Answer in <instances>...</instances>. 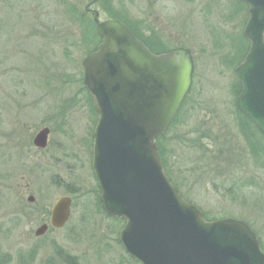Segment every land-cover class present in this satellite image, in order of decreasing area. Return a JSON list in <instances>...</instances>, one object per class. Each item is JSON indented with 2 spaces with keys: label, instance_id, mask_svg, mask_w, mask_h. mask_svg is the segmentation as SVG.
Instances as JSON below:
<instances>
[{
  "label": "rangeland",
  "instance_id": "374dc122",
  "mask_svg": "<svg viewBox=\"0 0 264 264\" xmlns=\"http://www.w3.org/2000/svg\"><path fill=\"white\" fill-rule=\"evenodd\" d=\"M109 12L153 53L190 49L191 87L162 134L168 170L206 220L243 221L264 252V137L251 136L236 110L245 5L0 0V263L137 264L119 242L124 221L101 208L92 169L97 116L82 60L96 42L95 13L102 21L113 19ZM45 127L47 146L38 151L32 142ZM61 197L71 199L68 221L38 239L34 231Z\"/></svg>",
  "mask_w": 264,
  "mask_h": 264
},
{
  "label": "water",
  "instance_id": "95a60500",
  "mask_svg": "<svg viewBox=\"0 0 264 264\" xmlns=\"http://www.w3.org/2000/svg\"><path fill=\"white\" fill-rule=\"evenodd\" d=\"M241 1L247 6L243 36L249 49L235 69L241 82L236 105L264 135V0ZM94 22L101 42L82 62L98 116L92 168L102 210L125 222L119 239L126 252L140 264H264V252L246 223L206 221L163 169L155 139L190 90V49L154 55L121 21H99L95 13ZM48 135V128L41 129L34 146L46 148ZM70 206L68 197L55 202L51 227L66 224ZM47 229L43 224L35 235Z\"/></svg>",
  "mask_w": 264,
  "mask_h": 264
},
{
  "label": "trees",
  "instance_id": "16d2710c",
  "mask_svg": "<svg viewBox=\"0 0 264 264\" xmlns=\"http://www.w3.org/2000/svg\"><path fill=\"white\" fill-rule=\"evenodd\" d=\"M238 3H240V5H242V6H244L239 0H238ZM108 17H109V18H113V19H119V20H121L125 25H127V26L132 30V32L135 34V36H136L138 39H140V40L142 39L141 36L137 34V32L135 31L134 27L131 26V25H129V24H127L126 21H125L123 18L118 17V15L113 14V13H111V12H109V16H108ZM93 30H94V35H93V37H94V40H95L96 42H95V44H93V46L90 48V52L94 51V50L96 49L97 44L100 42V38H99V37L97 36V34H96L95 27H94ZM241 39H242V41L244 42V44L246 45L247 42H246L243 38H241ZM145 45H146V44H145ZM147 47H148V46H147ZM148 48H149V47H148ZM247 49H248V46H246V48H245V53H244V55L246 54ZM167 51H168V50H166L165 52H167ZM90 52H88V53H90ZM155 54H156V53H155ZM244 55L241 57V59L244 58ZM237 84H238V90H237L236 94H239L240 89H241V84H240V82H239L238 80H237ZM89 97H90V96H89ZM186 100H187V99H186ZM236 110H237V114L240 116V120L243 121L244 125L248 128V132L250 133V135L253 136V133H254V134H256V133L259 134L257 128L255 127V125H254V124H253L248 118H246V117H245V116H244V115L238 110L237 107H236ZM250 127H251L252 129H251ZM163 136H164V135H160V136L157 138V140H156L157 145H158V149H159V153H160V156H161V159H162L163 167H164L165 171L167 172V174H168V176H169L171 182L173 183V185H174L177 189H179V187L175 184V182H174L173 179L171 178L170 172H169V170H168V165L166 164V161H165L166 150H165V144H164V142H163ZM214 220H215V219H214Z\"/></svg>",
  "mask_w": 264,
  "mask_h": 264
},
{
  "label": "flooded vegetation",
  "instance_id": "af4514ba",
  "mask_svg": "<svg viewBox=\"0 0 264 264\" xmlns=\"http://www.w3.org/2000/svg\"><path fill=\"white\" fill-rule=\"evenodd\" d=\"M36 134H37V133H36ZM36 134H35V135H36ZM34 137H35V136H34ZM33 140H34V139H33ZM32 143H33V142H32ZM33 145H34V144H33ZM34 147H35V146H34ZM35 149L38 150V151L41 150L40 148H37V147H35ZM50 215H51V214H50ZM45 223H46V224H47V223H50V218H48V220H47V218L43 219V220H42V224H45ZM39 238H41V237H39ZM39 238H38V239H39ZM0 264H2V263H0Z\"/></svg>",
  "mask_w": 264,
  "mask_h": 264
}]
</instances>
